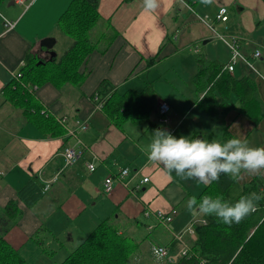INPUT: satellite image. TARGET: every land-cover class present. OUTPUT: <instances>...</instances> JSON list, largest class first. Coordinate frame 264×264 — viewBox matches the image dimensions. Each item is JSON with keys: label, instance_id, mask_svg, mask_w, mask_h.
Instances as JSON below:
<instances>
[{"label": "crops", "instance_id": "0c3cea01", "mask_svg": "<svg viewBox=\"0 0 264 264\" xmlns=\"http://www.w3.org/2000/svg\"><path fill=\"white\" fill-rule=\"evenodd\" d=\"M69 1H0V210L10 199L16 200L21 210L15 223L3 233L4 237L26 260L56 264L103 218L111 217L124 223V229L131 227L129 231L138 239L139 229L135 227V220L144 222L145 226L153 222V218L143 215L144 211L152 213L175 207L177 214L168 224L154 228L146 226L149 230L146 237L158 236V242L151 244H164L169 248L172 239L178 240L175 235H181L179 242L192 244L196 239L197 225L193 220H199L201 216L197 210H188L187 201L193 195L198 201L197 196L205 184L198 183L196 179H182L175 171L169 173L161 164L150 160L148 145L152 141L153 130L165 128L157 120L160 100L170 105L167 119L171 130L168 131L176 137L194 139L200 134L210 141L208 135L211 133L214 140L212 120L218 121L216 117L210 122L201 113L205 110L196 104L200 93L192 103L189 96L179 94L174 86V98L171 99L156 84L166 80V73L170 74L181 66L178 61L183 57L182 63L194 70L193 75L198 69V55L201 54L204 60H219L218 53L205 55L200 52V43L210 40L214 43V37H217L229 49L225 40L213 34L208 24L211 21L220 32L225 31L224 25L236 22L238 31L237 26L231 25L233 31L228 33L238 36L239 48H249L250 42H246L247 37L244 36L247 30L244 29L251 32L256 25L259 26L262 18L264 20V3L261 0H199L190 4L184 0H158L159 6L154 11H146L143 0H98L102 20L93 28L91 37L96 38L100 32L111 29L109 32L114 31L115 35L110 44L104 51L93 50L86 56L80 66L86 76L78 86L66 83L56 87L45 82L34 90L36 98L48 112L67 116L70 126L74 119L86 124V129L78 132L85 145L79 159L64 166L61 154L64 134H41L26 121L19 108L5 99L2 88L19 71L26 53L40 56L46 53V48L40 45L42 38L53 37L54 43L59 38L64 42L61 51L69 44L70 39L65 40L67 36L59 30L57 23ZM222 5L227 8L228 22L219 21L221 23L217 24L213 21L214 16ZM232 6L237 12L241 11L239 18H231L229 10ZM244 9L249 12L246 17ZM5 20L12 25L6 26ZM195 46L199 49L197 52L193 51ZM186 48L194 54H187ZM250 48V54L245 51L247 59L252 57V45ZM61 51L55 52L59 54ZM150 58L154 60L147 65L146 60ZM259 58L264 60L261 53ZM166 60H170L168 65H164ZM247 67L251 69L240 61L228 72L236 77L252 75L264 103V77ZM102 79H107L119 92L141 90L146 82H150L157 94L156 109L151 111L155 116L151 117L150 112L147 120L134 122L128 118L120 127L113 124L104 112L94 108L89 97ZM231 98L233 102L235 97L232 95ZM222 120H225L229 135L224 133L225 138L221 142L240 138L246 139L250 146L264 147V120L255 124L235 109L222 114ZM90 162L95 165L93 170L87 166ZM124 166L129 168V175L120 182L116 180L105 191L104 178L115 175ZM260 175L264 178V169ZM143 176L148 180L139 183ZM253 176L242 172L237 181L245 183ZM33 177L47 185V189L33 205L28 206L18 198L17 189ZM191 222L194 230L189 232L187 226ZM182 234H186L184 241ZM164 235L166 241H162Z\"/></svg>", "mask_w": 264, "mask_h": 264}, {"label": "trees", "instance_id": "16d2710c", "mask_svg": "<svg viewBox=\"0 0 264 264\" xmlns=\"http://www.w3.org/2000/svg\"><path fill=\"white\" fill-rule=\"evenodd\" d=\"M184 1L194 4L199 0ZM261 1L264 3V0ZM101 20L98 0H70L57 20L59 30L70 39L69 44L59 54L55 52L49 55L47 50L41 56L26 53L19 71L3 86L5 99L19 108L26 121L32 123L41 134L59 135L64 134L65 130L54 114L48 112L36 98L34 90L45 82L60 87L66 83L78 86L83 81L86 73L80 70V66L86 56L93 50L104 51L115 35L114 31L106 29L96 38L91 37L93 28ZM231 25L228 31H233ZM153 60L147 59L146 64L150 65ZM197 62L198 69L193 75L197 91L205 102L216 103L214 108L208 110L199 99L200 106L210 116L216 118L217 108L223 114L235 109L255 124L264 116V103L257 93L252 75L233 76L222 68L221 61L204 60L201 54ZM232 95L235 97L233 102L230 101ZM93 96H97V99ZM89 97L94 104H100L99 110L118 127L128 118L134 122L147 120L150 112L156 109L157 94L150 82H146L141 90L119 92L107 79H102ZM225 134L229 135L227 126ZM208 137L210 141L213 140L211 135ZM43 186L37 178H30L18 187L17 196L31 206L43 195ZM253 192L264 196V178L261 175L240 183L237 178L221 174L218 181L205 185L197 197L198 202L202 196L209 195L234 203L241 196ZM20 213L14 199L8 200L0 210V264H38L26 260L3 235ZM205 218L204 223L195 226L196 239L187 254L170 264H264V199L257 201L256 211L239 223L228 225L214 215ZM124 226V223L111 217L101 219L56 264H128L146 236L135 239ZM135 264L155 263L139 261Z\"/></svg>", "mask_w": 264, "mask_h": 264}, {"label": "clouds", "instance_id": "9594fccd", "mask_svg": "<svg viewBox=\"0 0 264 264\" xmlns=\"http://www.w3.org/2000/svg\"><path fill=\"white\" fill-rule=\"evenodd\" d=\"M158 0H143L146 11H154ZM149 159L158 162L169 173L175 171L182 179L198 183L218 181L221 174L239 178L241 173L260 175L264 169V147L250 146L246 139L232 138L226 142L204 138L176 137L165 128L153 130L148 145ZM264 196L253 192L229 203L222 197L204 195L199 202L195 195L187 201L189 211L197 210L203 217L214 215L223 223H239L256 211V202Z\"/></svg>", "mask_w": 264, "mask_h": 264}, {"label": "rangeland", "instance_id": "374dc122", "mask_svg": "<svg viewBox=\"0 0 264 264\" xmlns=\"http://www.w3.org/2000/svg\"><path fill=\"white\" fill-rule=\"evenodd\" d=\"M233 8L234 7L232 6V8L229 10V14H230L231 18L232 19L239 18V15H240L241 11L237 12ZM239 8H241V6H239ZM245 9H248V8L245 7ZM245 9H244V14H245L244 17L248 16V14H249V12L246 11ZM226 15H227V19L224 20V21L227 23L228 22V12L226 13ZM258 18H260V17H258ZM232 19H230L231 22H232ZM213 21L215 23H217V24L221 23V22H219L220 20H215V16H214V20ZM243 21H244V19L242 20V24H243L242 26H244ZM255 21L257 22V20H255ZM211 24H213L212 21H211ZM238 25H240V23ZM217 28H220V27L217 26ZM223 29H225V31H222V32L228 34V32H229L228 31V24L224 25ZM238 29L239 28L236 27L237 31H238ZM244 30H247V32L244 33V36L246 35V37H247V39H245V41L246 42H250V46L252 45L253 51H255L257 49L264 56V48H263V46H264V20H263V18H262L261 23L259 24V26L257 27V25H256L255 28L253 29V31L248 32L250 30L247 29V28H245ZM220 31L221 30H219V32ZM214 38H216L214 43H212V40L207 41L204 44L200 43L199 44L200 52H202L205 55H210V54L213 55V53L214 54L218 53V58L223 63V61H226L227 58L230 56L229 49L226 47V45L220 39H218L217 37H214ZM65 40L69 41V38L66 37ZM63 45H64V42L60 41V39L58 38L57 42L54 43V45H53V51L60 52L62 47H63ZM216 45H217V47H215ZM250 46H247V47H249L247 49H244V48L241 49L240 48L239 50L241 51V53L243 55H245V53H246L245 51L246 50H247V54H250L249 51H251L250 49H252V48H250ZM248 49H249V51H248ZM198 50L199 49H198L197 46H195L193 48L194 52H197ZM252 52H251V54H252ZM186 53L189 54V55L190 54H194L192 52V50L188 49V48H186ZM249 59H250L249 63L251 65V69H249L247 67L248 70L252 71L255 74H259L258 76L264 77V60L263 59L260 60L259 57H256V58L251 57ZM182 61H184V57L178 61V62H181V66H178L177 68L173 69V71H171L170 74L166 73V80L158 82V84H156V87L158 89H162L163 90V94H168L169 97H171V99H173L174 96H173L172 92H173V89H174V86H175V88H176L177 92H179V94H183L184 96H189L191 102L195 103V101L197 99V95L200 92L197 91L196 85H195L194 80H193L194 70H192V68H189V66L185 67L184 64L182 63ZM169 63H170V60H166L164 65H168ZM237 63H240V61H238ZM176 74H178V76ZM262 80H264V79L262 78ZM256 87H257V84H256ZM200 98H201V94H200L198 100L196 101V104L199 105V106L201 105L200 102H199ZM200 100H202L203 106L206 109H208V110H210V109H212V108H214L216 106V103L213 102V101H206L205 102V98H203V97ZM231 100H233V98H230V101ZM184 108L185 107L183 106L182 109H184ZM196 108H198V107H196ZM199 111H201V110H199ZM204 112L201 111L203 116L207 120H209L211 122V120L214 119V118L212 116H210L207 112H205V113ZM222 114L223 113H221L220 108H217V116L216 117H217V121L218 122L216 123L215 120H212L214 128L211 131L213 132L214 140H218V141H223V139L225 138V134L224 133H225V128H226V123H225V120L224 121L222 120ZM152 116L153 117L155 116L154 112H151V117ZM263 120H264V116L261 117L260 120L257 123H259L260 121H263ZM169 126H170V124H169ZM205 132H207V131L205 130ZM206 137H207V135H206ZM176 210H177V208H176ZM201 217H200L199 220H193L195 225L196 224H200L201 221L203 219H205V217L204 218H201ZM150 218H153V217H150ZM194 219H198V218H194ZM135 223H137V225H135V227H137L139 229L138 230L139 233L136 234V235H139L138 239L148 235L147 233H149V230L147 228H151V227L154 228L157 225H165V224H162V223L158 222L154 218H153V222L152 223H148L146 225L147 228H146L144 222H139L138 223L135 220ZM128 225H129V223H128ZM130 228L131 227H128L125 230L129 234L133 235L132 234L133 232L129 231ZM175 233H178V232H175ZM150 234H151V231H150ZM154 234H155V231H154ZM185 235L186 234H182L183 241L185 239ZM174 239H172V245H171V248H169L170 250H169L168 257L167 258H163V257L154 256L153 253H152V250H151L152 245H153L151 243H155V242L157 243L158 240H159L158 236H153V240L152 241H150V239L148 237H146L145 240H144V243L140 244L138 252L137 253L134 252L135 254L133 253L134 254L133 257H131L129 259L128 264H135L136 262H139V261H150V262L155 263V264H170V263H174L177 260V258L181 257L180 252L183 249H185L186 252H188V250H189V248L191 246V244H187L186 245V243L183 244V243L179 242L178 240H176V239L174 240ZM166 240H167V237L164 235L163 238H162V241H166Z\"/></svg>", "mask_w": 264, "mask_h": 264}, {"label": "built area", "instance_id": "2783aa9c", "mask_svg": "<svg viewBox=\"0 0 264 264\" xmlns=\"http://www.w3.org/2000/svg\"><path fill=\"white\" fill-rule=\"evenodd\" d=\"M14 1L18 3L24 2V0H14ZM226 13H227V8L223 5L219 6L215 14V20H220V21L226 20L227 19ZM5 24L6 26H11L12 22L5 20ZM208 24L213 34L225 40L229 47L230 58L226 63L223 64L222 66L223 69H226L227 71L231 72L235 64L238 61L245 62L249 66H251L248 61L249 59H247V57L243 55L241 51L239 50L240 49L238 46L239 39L237 38L238 37L237 35L219 32L214 28V25H212L211 23H208ZM225 34L228 35V39H225V36H226ZM251 56L254 58L260 57V51L256 49L255 51L252 52ZM94 99H97V96H94ZM93 106L95 109L100 108V104L93 103ZM169 111H170V105L167 101L165 100L158 101L157 120L160 123V125L162 124L167 130H171V127L168 126V119H167V114L169 113ZM54 118L57 120V122H59L62 125V127L65 130L64 135H63L65 143L61 150V154H62L63 162H64L63 165L64 166L72 165L77 162V160L79 159L81 155L83 148L85 147V145L83 144L82 140L80 139L78 135V132L79 130L86 129V124H84L79 119H74L73 125L70 126L68 123V118L65 115L54 114ZM71 138H73L72 142L70 141ZM87 166L90 170H93L95 168V165L92 162L88 163ZM129 173H130L129 168L127 166H124L120 168L115 175L106 176L103 180L104 190L106 191L109 190L113 182H115L116 180L122 181V179L128 176ZM147 180H148V177L143 176L139 180V183L146 182ZM46 189H47V185H44L43 190L45 191ZM176 213H177L176 208L171 207L169 210H166V211L158 209V210H154L152 213L146 210L144 211L143 215L148 216V217H153L155 220H157L158 222L162 224H167L168 222L172 220V218L176 215ZM149 214H151L152 216H150ZM202 222L204 223L205 220H202ZM187 230L189 232H192L194 230V224L192 222L189 223V225L187 226ZM175 237L178 240H181V235H175ZM151 250L154 256L167 258L169 255L170 249L167 245H164V244H153ZM186 254L187 252L185 249H183L180 252L181 256H184Z\"/></svg>", "mask_w": 264, "mask_h": 264}, {"label": "water", "instance_id": "95a60500", "mask_svg": "<svg viewBox=\"0 0 264 264\" xmlns=\"http://www.w3.org/2000/svg\"><path fill=\"white\" fill-rule=\"evenodd\" d=\"M55 39L53 37H45L40 40V45L44 46L46 50L49 52V55H54L55 51L52 50V46L54 45ZM195 138H202V135L198 134ZM194 138V139H195Z\"/></svg>", "mask_w": 264, "mask_h": 264}, {"label": "bare ground", "instance_id": "6f19581e", "mask_svg": "<svg viewBox=\"0 0 264 264\" xmlns=\"http://www.w3.org/2000/svg\"><path fill=\"white\" fill-rule=\"evenodd\" d=\"M93 94H94V93H93ZM93 97H94V96H93ZM93 97H92V98H93ZM66 117H67V116H66ZM68 121H69V120H68ZM87 126H88V125H87ZM111 175H112V174H111ZM107 176H108V175H107ZM119 182H120V181H119ZM194 234H195V233H194ZM163 258H164V257H163ZM161 259H162V258H161ZM169 262H170V261H169Z\"/></svg>", "mask_w": 264, "mask_h": 264}]
</instances>
